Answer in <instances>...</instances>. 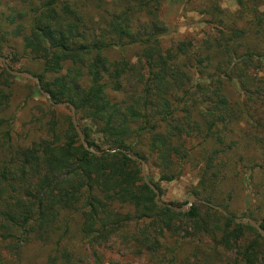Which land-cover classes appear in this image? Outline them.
<instances>
[{"label":"trees","instance_id":"trees-1","mask_svg":"<svg viewBox=\"0 0 264 264\" xmlns=\"http://www.w3.org/2000/svg\"><path fill=\"white\" fill-rule=\"evenodd\" d=\"M85 1L97 20L79 0H0V57L19 39L41 90L23 78L45 100L34 131L17 132L16 76L0 67V264H104L105 252L119 258L108 264H264V237L229 210L242 181L262 212L241 219L264 230V0H236V16L206 0L213 32L168 47L160 0ZM114 48L141 51L132 63ZM41 91L74 107L89 147L114 152H88L70 107ZM194 141L199 202L158 206L141 162L161 196Z\"/></svg>","mask_w":264,"mask_h":264},{"label":"rangeland","instance_id":"rangeland-1","mask_svg":"<svg viewBox=\"0 0 264 264\" xmlns=\"http://www.w3.org/2000/svg\"><path fill=\"white\" fill-rule=\"evenodd\" d=\"M106 1L108 4H113V2H117L118 0ZM205 2L206 0H160V18L168 29V33L161 38L164 47L170 46L171 42L175 41L200 40L213 32L214 25L208 23L210 22L208 16L200 14L201 7H203L202 4ZM79 3L81 8H85L84 11L87 14H91L97 20V12L99 11L95 3L92 4L85 0H79ZM256 5L258 12H264V5ZM218 6L223 11L231 14L230 16H236V13L242 12L236 0H219ZM105 7L107 8L108 5H105ZM1 27L4 28V26ZM140 51L139 48H114L113 51L109 52L108 57L111 60L125 57L131 60L132 63H135ZM1 55L10 70L25 72L27 74L28 72L35 74L40 70L38 64L29 62L27 58L23 57L22 45L19 39H5L4 43H2ZM0 67H3L1 63ZM262 76L264 77V74ZM30 86L23 77L15 78L13 85L14 95L9 103L11 104V109L6 115L8 119L11 118L12 114L15 116L14 127L17 132L21 133H26L27 130L34 131L35 127L32 126L31 122L37 113L35 109L41 104H45V100L35 94ZM243 128L248 130L245 126ZM190 148H192V151L189 153V160L184 165L180 176L172 182L159 183L162 192L160 201L164 204L173 203L177 206H183L187 204L189 197L193 196L192 189L198 185L200 180L201 154L199 153L200 147H198V142H192ZM148 173L151 174L154 182H158L159 176L157 175V171L145 167V174L147 175ZM240 183L236 185L229 209L236 216V219H241L243 212H246L247 209L257 211L260 208L256 197L250 196V192L246 190L247 185L245 186L242 181ZM104 254V264H108L111 260H119L114 254L109 252H105Z\"/></svg>","mask_w":264,"mask_h":264},{"label":"water","instance_id":"water-1","mask_svg":"<svg viewBox=\"0 0 264 264\" xmlns=\"http://www.w3.org/2000/svg\"><path fill=\"white\" fill-rule=\"evenodd\" d=\"M0 62L1 64L3 65V67L6 69V71L13 75V76H16V77H25L31 81H33L37 88L39 90H41V87H40V82L38 81L37 78L31 76L30 74H27V73H22V72H16V71H11L7 65L5 64V60L0 57ZM41 94L46 98L47 102L55 107V108H64V107H70V110H71V117H72V123H73V126L75 128V130L77 131L79 137H80V140H81V144L82 146L90 153H93L95 155H101L105 152H110V153H113L114 151H103V152H97L95 150H93L91 147H89L84 139V136L80 130V128L78 127L77 125V121H76V116H75V110H74V107L71 106L70 104L68 103H61V104H56L54 103L52 100H51V97L48 93L44 92V91H41ZM132 159H136L135 157H132ZM141 168H142V176H143V180L144 182L147 184V186L153 191L154 195H155V203L158 205V206H165V207H168L174 211H177V212H188L190 210V208L193 206L194 203L197 202V199L194 197V196H190L189 199H188V202L186 205L182 206L181 208H175V207H171L169 205H166L164 203H162L160 201V195H159V192L158 190L148 181L147 177H146V174H145V166H144V163L141 162ZM214 209L220 211L221 213H223L224 215H226L225 212H223L220 208H217V207H214ZM236 223L237 224H241V225H247V224H250L251 226H253L255 229H257V231L259 232V234L264 237V230H262L260 228V223H256L254 222L253 220L249 219V218H244V219H235Z\"/></svg>","mask_w":264,"mask_h":264}]
</instances>
